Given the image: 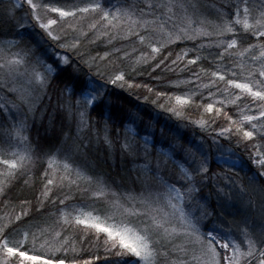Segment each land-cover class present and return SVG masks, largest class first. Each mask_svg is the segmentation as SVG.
<instances>
[{
    "label": "snow or ice",
    "instance_id": "6c2138e0",
    "mask_svg": "<svg viewBox=\"0 0 264 264\" xmlns=\"http://www.w3.org/2000/svg\"><path fill=\"white\" fill-rule=\"evenodd\" d=\"M23 3L18 19L23 4L0 0V36L12 37L0 39V264H93L101 257L75 254L77 241L90 240L104 246V264H264V0ZM5 25L19 30L4 32ZM100 43L111 50L92 55L88 46ZM188 43L179 52L173 47ZM54 47L64 49L55 59ZM144 64L191 73L170 80L152 103L182 119L202 109L207 119L192 123L207 135L187 146L168 143L157 150L164 159L153 162L154 143L138 146V133L127 128L115 166L138 173L131 177L137 192L127 177L118 182L120 173L105 169L113 167L107 159L90 158L92 144L79 133L91 131V112L104 117L112 105L108 85L141 86L132 74H142ZM72 65L83 78L61 88L55 81ZM51 89L63 93L58 109L76 117L77 135L61 132L63 139L49 145L54 117L43 138L30 133L45 118ZM103 142L113 146L108 135ZM37 171L34 201L14 203L16 185L34 186Z\"/></svg>",
    "mask_w": 264,
    "mask_h": 264
},
{
    "label": "trees",
    "instance_id": "16d2710c",
    "mask_svg": "<svg viewBox=\"0 0 264 264\" xmlns=\"http://www.w3.org/2000/svg\"><path fill=\"white\" fill-rule=\"evenodd\" d=\"M109 4H118V0H107ZM23 7V6H22ZM18 8L17 18L23 17V8ZM12 27L11 25L3 26V31H18ZM29 31H33L29 29ZM11 36L4 35L0 36V39H11ZM30 42L35 41L36 37L33 33L32 37L28 38ZM119 47H127V45H117ZM175 48L176 52H179L180 48H191V44H181L179 48ZM89 50L91 51L92 55H96L99 53L103 55L105 51H110V47H106L103 43L98 45H89ZM63 53L64 49H56L55 47L49 49V56L53 59L56 58V54ZM122 55V54H121ZM167 55V52L164 53ZM207 55V53H204ZM110 59L116 63L118 66L120 65L121 61L116 56L110 57ZM136 60V56L134 55L131 60H125L124 64L127 65L129 63H134ZM154 64V62H153ZM201 66L208 68L209 65L207 63L202 64ZM142 70V74L133 73V82L137 85H141L139 87L134 88H114L112 89L111 85H108V90L113 93L112 100L113 103L110 108H105V116L102 117L98 111L91 112L90 118L92 123L91 131L89 132L88 129H85L83 132H80L79 135L81 138L87 137L85 139V143L89 141L93 147V154L90 157L91 159H95L99 157L100 159H107L109 163L113 165L112 168H109V164H105V169H108L112 172L115 176L116 173H120L119 176H116L117 181L119 182L121 177H127L125 179V183L133 186L136 188L137 192L140 191L139 185H132L131 177L137 175L138 173L135 171L128 172L127 168H130L131 165H127L126 168L116 167L115 166V156L118 154V145L119 142L123 140L125 135V130L129 127L134 128V130L138 133V135L134 138L135 143L138 146H142L144 143L142 142L145 136H149L148 138L151 139V142L154 143L155 146L151 147L152 155L150 159L155 162L157 159L163 160L162 156L158 155V149L164 148L168 143L173 144H182L188 145L189 141L194 143H200L202 138H204L207 134L202 132L201 129L197 124L192 123L194 120H198L201 117L207 119V116L203 113L202 109H189L186 111V115L188 119L176 118L171 113L164 110V108L158 107L157 104L152 103V100L155 99V93L160 91H169V84L170 80H175L177 77L180 79H188L191 77V73L187 71H183L181 68H177L175 72L169 71L168 69L164 68L163 66L160 69H155L153 71L152 67H149L147 64L139 65L138 66ZM196 71H199L198 66H192ZM94 71V70H93ZM83 78V72H77L75 66H66L60 72L59 79L55 81L57 85H60L62 88L63 83L72 81L75 77ZM207 82V81H205ZM143 85H147L144 87ZM116 86V85H114ZM148 88H152L153 91L149 92ZM172 91H176L173 89ZM49 96L53 97V100L56 99L57 102H60L63 97V93L59 89H51L49 90ZM179 94V93H177ZM48 98L43 100V107L45 106ZM52 100V105L54 102ZM158 101L157 103H160ZM167 105L165 104V107ZM53 112V109L51 110ZM50 111H46L44 114V120L41 121L39 118L36 119L35 125L31 130L30 136L33 139L43 138L44 131L41 129L39 133V127L42 125H46L48 127L49 124V116L54 117L53 125L55 127L63 126L64 128L60 130L61 132L70 135L76 136L77 135V122L75 119L69 120V115L65 112H62L60 116H57L56 113H51ZM231 114V112L229 113ZM107 115H111L112 119L107 121V132H105V121L107 119ZM129 117L134 118L135 123L132 124L130 122ZM154 117V119H153ZM155 120L154 122H152ZM187 123V125H186ZM177 124H184L187 126V129L182 133H179V129H176ZM178 126V125H177ZM50 132V131H49ZM55 136L53 134L47 135V144H56L58 143L57 137L59 139H63L62 135ZM105 135H108L113 140V146L110 148L106 143L103 142ZM128 135H131L128 133ZM143 143V144H142ZM229 146L227 144L224 145L225 153L227 152ZM213 156L216 157L220 155L216 151L215 146L213 145L212 148ZM244 159L247 160V154H244ZM142 162V161H141ZM171 164L169 163V168H171ZM253 171H256L255 165H251ZM215 171L220 172L221 168L217 166ZM249 176L252 173H248ZM243 176V173H241ZM259 179V177H258ZM34 186L33 183H29L27 186L23 183H19L16 185L13 192L10 194L13 197L14 203H19V199L21 198H28L34 201L35 196L38 195V189L40 187L41 177L39 172H35L33 174ZM6 209L3 205H0V214H2ZM75 247L77 248L76 255L84 258L89 259L92 257L93 254L98 255L101 257L100 261H94L93 264H104V258L106 256L105 248L102 243H97L94 240H90L83 245L79 241L76 242ZM82 249V250H81ZM69 255H73V253H69Z\"/></svg>",
    "mask_w": 264,
    "mask_h": 264
},
{
    "label": "rangeland",
    "instance_id": "374dc122",
    "mask_svg": "<svg viewBox=\"0 0 264 264\" xmlns=\"http://www.w3.org/2000/svg\"><path fill=\"white\" fill-rule=\"evenodd\" d=\"M18 3H22L23 4V15L25 14V10H27V4L26 3H23V0H18ZM60 54H62L61 52L59 53V54H56L55 56H56V58H58V56L60 55ZM112 87V89H114V88H120V87H118V86H114V85H111ZM50 93L48 92V95H49ZM52 100H53V97H52V94H51V96H49V98L47 99V102H48V104L49 105H47L46 104V101H45V106H44V108L45 109H47V111L49 112H51V110L53 109V112H51V113H56V115L57 116H60L61 115V113L62 112H64L62 109H58V103H60V102H57V100L56 99H54L53 101H55L54 102V105H52L51 103H52ZM46 113V112H45ZM44 113V114H45ZM71 117H72V119H75L76 117L75 116H69V120L71 119ZM153 119H154V117H153ZM76 122H77V120H75ZM155 120H153L152 122H154ZM178 125V126H177ZM177 125H175L176 126V129H179V133H182L183 131H185L186 129H187V123H186V125H184V124H177ZM48 126H49V124H48ZM54 126V125H53ZM45 127H46V125H42V127H39V130H38V132L40 133L41 132V129H43V131H44V129H45ZM55 127V126H54ZM64 127L63 126H58V127H55V129H56V134H55V136H58L59 134H60V130H62ZM132 128V127H131ZM134 129V128H133ZM44 133V135H45V132H43ZM52 134V132H51V130H50V132L48 133V135H51ZM149 136H145L144 138H143V140H142V142L144 143V140L145 139H148L150 142H151V139L150 138H148ZM142 143V144H143Z\"/></svg>",
    "mask_w": 264,
    "mask_h": 264
}]
</instances>
